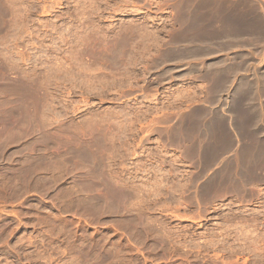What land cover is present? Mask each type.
Instances as JSON below:
<instances>
[{
  "label": "rangeland",
  "instance_id": "1",
  "mask_svg": "<svg viewBox=\"0 0 264 264\" xmlns=\"http://www.w3.org/2000/svg\"><path fill=\"white\" fill-rule=\"evenodd\" d=\"M263 35L264 0H0V264H264Z\"/></svg>",
  "mask_w": 264,
  "mask_h": 264
},
{
  "label": "bare ground",
  "instance_id": "2",
  "mask_svg": "<svg viewBox=\"0 0 264 264\" xmlns=\"http://www.w3.org/2000/svg\"><path fill=\"white\" fill-rule=\"evenodd\" d=\"M183 1V0H182ZM224 2V1H223ZM212 3V2H211ZM239 3V2H238ZM207 4V3H206ZM209 4V3H208ZM196 7V6H195ZM220 7V6H219ZM224 8V7H223ZM209 9V8H208ZM238 9V8H237ZM236 9V10H237ZM253 8H251L250 10H252ZM198 10V9H197ZM257 10V9H256ZM254 11V10H253ZM185 12V11H184ZM194 12V11H193ZM256 12V11H255ZM195 14V13H194ZM204 14V13H203ZM257 15V14H256ZM195 16H196V14H195ZM222 16V14L220 15V17ZM193 17V16H192ZM223 17V16H222ZM199 17H195L194 19H193V21L189 24V30L191 31H197V32H201V30L203 31V29L205 28V30H206V27H208V26H210L209 25V23H210V17L209 18H199ZM247 18V17H246ZM212 19V18H211ZM223 19V18H222ZM222 19H220L221 20V23H223L222 21H224V19L222 20ZM228 19V18H227ZM214 20V19H213ZM247 19H245V16H243V14H238V16H234L232 19H230L229 20V22H232V23H230V24H232L233 26H235V28H237L238 27V29L239 28H241V30H242V28H244V26H245V28H246V25H247V21H246ZM228 21V20H227ZM255 21H256V19H255ZM225 22V21H224ZM215 23V22H214ZM223 24H225V23H223ZM223 24H222V26H223ZM229 23H228V25H230ZM221 25V24H220ZM219 25V26H220ZM231 26V25H230ZM258 26H260V25H258ZM226 27V26H225ZM256 27H257V25H256ZM260 28V27H259ZM240 30V31H241ZM261 30V29H260ZM189 31V32H190ZM191 31V33H192V35L194 36V33ZM248 32V31H247ZM258 32V31H257ZM262 33V32H261ZM260 33V34H261ZM196 34V33H195ZM236 34H238V33H236ZM211 35V34H210ZM226 35V34H225ZM258 35V34H257ZM190 36H191V34H190ZM240 36V35H239ZM264 36V35H263ZM200 37V36H199ZM186 38V37H185ZM203 38V37H202ZM241 39V38H240ZM259 39V38H258ZM190 41V40H189ZM191 43V45H189L188 47H187V50H189V53H190V56H191V58H197V57H201V56H204V55H206V53L208 52V50H207V47L205 46L204 47V45H198V44H196L195 43V41H190ZM194 42V43H193ZM202 42V41H201ZM189 43V42H188ZM216 44V43H215ZM188 45V44H187ZM214 46V45H213ZM237 46H241L240 45V43L239 42H237V41H235V40H228V41H225V42H222L221 44H220V47L223 49H230V48H232V47H237ZM211 47V46H210ZM215 47H217V46H215ZM182 49V48H181ZM220 49V48H219ZM173 50V49H172ZM218 50V49H217ZM221 50V49H220ZM181 51V50H180ZM213 52H214V50H212ZM222 51V50H221ZM116 52V51H115ZM185 53V52H184ZM209 53V52H208ZM212 53V52H211ZM170 55V54H169ZM176 55V54H175ZM185 56V55H184ZM189 56V57H190ZM207 56V55H206ZM176 57V56H175ZM179 57V56H178ZM169 59H170V56H169ZM180 59V58H179ZM187 59V58H186ZM183 60H184V58H183ZM219 60V59H218ZM218 60H216L214 63H220L221 62V60L220 61H218ZM224 61V60H223ZM225 62V61H224ZM221 64H222V62H221ZM215 65V64H214ZM215 71H214V81H215V83H219L221 80H224V78H222V76H221V69H219V68H216V69H214ZM226 70V69H225ZM165 71V70H164ZM167 71V70H166ZM230 72V71H229ZM261 75V74H260ZM259 75V76H260ZM264 74H263V71H262V76H263ZM224 76V75H223ZM262 76H260L261 77V79H264V78H262ZM227 77V76H226ZM242 78V77H241ZM246 78V77H245ZM244 78V79H245ZM248 79V78H247ZM243 80V79H242ZM227 81V80H226ZM260 81H262V80H260ZM223 82V81H222ZM255 82H256V80H255ZM242 83V82H241ZM263 83V82H262ZM244 84V85H243ZM253 84H254V82H253ZM242 85L243 86H245V88L247 89V87H246V85L248 86V83H246V82H244L243 81V83H242ZM241 84H240V86H242ZM238 86V85H237ZM242 86V87H243ZM254 86V85H253ZM239 87V86H238ZM245 92V91H244ZM248 91H246V93H247ZM246 93H245V96H247L246 95ZM252 93H254V92H252ZM237 94V93H236ZM248 94V93H247ZM252 96H253V94H251ZM249 96V95H248ZM246 99V97H244V95H243V98L242 99ZM249 98V97H248ZM247 98V99H248ZM251 98V97H250ZM253 98V97H252ZM246 99V100H247ZM250 100V99H249ZM256 101V100H255ZM252 102V101H251ZM255 104V103H254ZM254 104H251L250 103V106H251V111H252V115H258V113H257V107L258 106H256V105H254ZM235 106V105H234ZM204 109V108H203ZM198 111V110H197ZM196 111V112H197ZM205 110H203V112H204ZM208 111V110H207ZM207 111H205V112H207ZM210 111V110H209ZM208 111V112H209ZM221 111V110H220ZM227 111V110H226ZM192 112V111H191ZM195 112V115L198 113H196ZM207 112V113H208ZM211 112V111H210ZM218 112V111H217ZM191 114V113H190ZM200 114L201 113H198L197 115H199L200 116ZM203 114V113H202ZM211 114V113H210ZM216 114V113H215ZM259 114H261V113H259ZM194 115V116H195ZM204 115V114H203ZM199 116H197V117H199ZM206 116V115H205ZM204 116V117H205ZM213 116V115H212ZM216 116V115H215ZM231 116V115H230ZM230 116H227V117H230ZM196 117V116H195ZM254 117V116H253ZM193 118V117H192ZM217 118V117H216ZM248 118V117H247ZM211 119V118H210ZM215 119V118H214ZM227 119V118H226ZM230 119V118H229ZM229 119H227V120H229ZM257 119V118H256ZM262 119V118H261ZM213 120V119H212ZM241 120V119H240ZM258 120V119H257ZM218 121V120H217ZM196 127H197V131H196V133H198V136L197 135H195V136H197V137H199V138H197L198 140H194V144L195 145H197V146H200V145H203L202 143H204V145L205 144H208V142H210V140H209V138H208V134L210 133V125H209V122L206 120V121H203L201 118L200 119H197L196 121ZM226 122V121H225ZM256 122V121H255ZM211 123V122H210ZM227 123V122H226ZM245 123V122H244ZM228 124V123H227ZM194 125V124H193ZM231 125H232V123H231ZM183 126V125H182ZM229 126H230V124H229ZM259 126V125H258ZM176 128H177V126H176ZM264 128V127H263ZM232 129V128H231ZM179 131V130H178ZM177 131V132H178ZM212 131V130H211ZM251 132V131H250ZM221 134V133H220ZM184 135V134H183ZM227 135V134H226ZM173 136V135H172ZM177 136V135H176ZM190 136H192L191 134H190ZM175 137V136H174ZM178 137V136H177ZM188 137V136H187ZM193 137V136H192ZM172 138V137H171ZM224 138V137H223ZM178 139V138H177ZM188 139V138H187ZM190 139H191V137H190ZM218 141V140H217ZM222 140H220V141H218L221 145L222 144H224L223 146H224V149H231L232 148V144H233V142L232 141H234V140H232V138L230 139V138H228V139H226L225 141H224V143H223V141L221 142ZM193 142V141H192ZM184 143V142H183ZM216 143V142H215ZM215 145V144H214ZM217 145V144H216ZM219 145H217V147H218ZM192 149H194V147H192ZM203 149V148H202ZM201 149V150H202ZM196 150H198V148H196ZM264 150V149H263ZM263 150H262V148H259V149H257V153L258 154H261L262 152H263ZM191 151V150H190ZM189 151V152H190ZM199 151H200V149H199ZM214 151V150H213ZM246 151V150H245ZM187 152V151H186ZM193 150H192V153H189V154H192V156H193ZM215 152H216V150H215ZM255 152V153H256ZM200 153V152H199ZM210 153V152H209ZM256 153V154H257ZM91 154V153H90ZM188 154V153H187ZM198 154V151L196 152V155ZM215 154V153H214ZM222 154V153H221ZM264 154V153H263ZM195 155V156H196ZM211 155V154H210ZM191 156V157H192ZM198 156V155H197ZM247 156H248V154H247ZM258 156V155H257ZM260 156V155H259ZM245 157V156H244ZM243 158V157H242ZM254 158V157H253ZM192 159V158H191ZM212 160L211 161H213L214 159H215V157H214V159L213 158H211ZM217 159H218V157H217ZM227 159V158H226ZM237 159H239V160H241L240 158H236V162L238 163L239 162V160L237 161ZM199 160V159H198ZM254 160V159H253ZM259 160V159H258ZM215 161H217V160H215ZM225 161V160H224ZM243 161V160H242ZM251 161V160H250ZM257 161V160H256ZM254 162V164H253V162H252V169L251 170H255V169H258L262 164L264 165V161L263 162H261L262 160H260V161H257V162ZM225 162H231V161H229V160H227V161H225ZM210 163H212V162H210ZM214 163V162H213ZM249 163V162H248ZM250 164V163H249ZM213 165V164H212ZM229 165V164H228ZM230 165H231V163H230ZM229 165V166H230ZM262 165V166H263ZM227 165L226 164H223V165H221L219 168L222 170V169H224V170H226L225 169V167H226ZM228 166V167H229ZM248 166H250V165H248ZM231 167V166H230ZM239 167V166H238ZM240 167H241V165H240ZM250 167V168H251ZM218 168V169H219ZM237 169V168H236ZM260 169V168H259ZM261 169H263V168H261ZM218 171V170H217ZM256 171V170H255ZM229 172V171H228ZM251 172V171H250ZM227 173V172H226ZM225 173V174H226ZM255 172H253V174H254ZM222 174H223V171H222ZM221 174V175H222ZM231 176V175H230ZM222 177V176H221ZM223 181V180H222ZM237 181V180H236ZM223 183V182H222ZM228 183V182H227ZM240 183V182H239ZM236 184H238V183H236ZM234 185V184H233ZM221 186V185H220ZM240 186V185H239ZM236 192V191H235ZM195 201V200H194Z\"/></svg>",
  "mask_w": 264,
  "mask_h": 264
}]
</instances>
